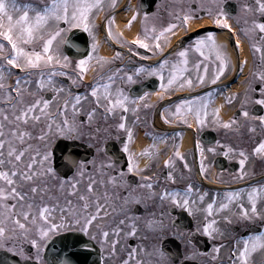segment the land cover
<instances>
[{
	"label": "snow or ice",
	"instance_id": "snow-or-ice-1",
	"mask_svg": "<svg viewBox=\"0 0 264 264\" xmlns=\"http://www.w3.org/2000/svg\"><path fill=\"white\" fill-rule=\"evenodd\" d=\"M117 4L118 0H0V248L19 251L21 257L37 264H77L71 258L75 253H63L52 260H46L42 254L53 235L75 231L88 238L76 241L77 247L87 250L93 243L98 244L114 264H186L188 257L175 250L166 251L161 244L166 228L163 206L167 203L169 208L203 212L195 232L202 231L209 239L222 241L215 243L210 253L192 252L189 256L208 255L211 264H264V226L259 231L230 235L219 226L221 219L229 225L257 218L264 221V183L246 182L223 194L217 191L207 203L208 191L194 186L190 178L182 188L161 185L159 191L154 187L158 177L153 175L141 176L143 183L135 188L128 185L124 178L126 173L139 174L150 167L145 163L141 168L139 158L147 156L150 160H158V144L167 143L170 137L166 133L153 136V143L139 152L130 148L134 131L128 122L129 113L135 116L132 121L135 125L141 121L139 113L154 105L149 92L131 95L123 87L134 83L137 74H146L159 77L156 95L160 100L184 89L208 88L189 99H179L177 95L178 102L167 104L159 115L165 124L188 125L191 120L198 128L206 125L211 117L214 125L225 130L243 135L241 129H246L253 134L251 151L225 145V155L236 153L239 156L238 172L231 179L246 181L253 175L247 167L250 158L264 159V114H250L245 92L238 115L233 113L224 119L221 116L224 105L216 104V97L224 95L225 102L231 104L238 95L219 91L218 82L232 68L227 43L219 40L215 32L208 31L180 46L182 41L176 33L181 29L190 30L200 13L211 17V23L230 30L229 39L237 52L236 66L243 71L248 60L240 58L242 40L236 35L239 32L250 41L253 53H258V64L251 75L264 85V0H242L237 13L239 29L229 22L223 0L201 2L196 8L191 5L176 7L170 12L169 22L158 30L155 25L147 27L149 14L145 12L146 26L134 40H128L123 32L116 30ZM102 11L105 15L98 25L96 17ZM139 15L136 11L126 18V25L131 27ZM73 29H83L92 40V51L76 61L62 50V45L66 44L78 47L66 38ZM100 29L121 48L131 45L127 51L134 52L137 57L141 56L136 50L139 45L149 49L158 59L148 66L141 63L134 71H124L123 64L114 69L106 68L121 59L122 52L98 54L97 32ZM173 38L176 43L172 42ZM193 53L198 54V58L191 61ZM73 64L70 74L68 69ZM90 70L95 74L85 92L72 93L59 82L60 78H67L71 85H78ZM258 91L260 98L256 102L264 105V86ZM82 110L87 119L78 121ZM98 118L115 121L110 127L126 133L127 142L123 146L128 154L126 169L115 168L111 159L97 164L94 158L78 159L68 154L62 163V168L68 171L61 175L49 150L51 141L56 137L77 140L85 134L98 136L101 131H107L98 124L93 127ZM171 139L173 151L163 160V165L172 170L166 172L164 179L176 184L177 158L189 174L192 169L181 151L183 134L173 131ZM196 147L200 152L198 170L206 180L205 149L199 140ZM207 150L215 152L216 147ZM184 179V173L180 172L179 180ZM136 188L145 190L143 196L135 191ZM118 189H123V194ZM153 198L160 201V219L145 220L143 230L146 234L137 244H121L122 240L137 236L141 231L136 218L127 214L128 206ZM171 234L191 244V232L187 239L178 231ZM24 243L35 249L34 256L28 257L20 247ZM224 249L227 250L226 258L221 257Z\"/></svg>",
	"mask_w": 264,
	"mask_h": 264
},
{
	"label": "flooded vegetation",
	"instance_id": "flooded-vegetation-1",
	"mask_svg": "<svg viewBox=\"0 0 264 264\" xmlns=\"http://www.w3.org/2000/svg\"><path fill=\"white\" fill-rule=\"evenodd\" d=\"M201 2L209 3L210 0H118L116 8V25L117 31L123 32V35L128 40H134L138 33H142L145 25L144 13L147 12V27L151 28L153 25L156 26L157 30L165 26L171 19L170 12L176 7L187 8L191 5L192 8H196ZM242 0H223L225 10L229 12V22L234 28L239 29L241 25L237 22V13L239 12V4ZM130 5V7H128ZM139 11L140 15L133 22L131 27L126 25V18L130 17L134 12ZM105 12L102 11L96 17L97 24L99 25L102 21ZM200 18L192 23L191 29L185 32L181 29L176 33L182 41L180 46L187 45L190 40L194 39L195 35H203L208 31L216 33L219 40H223L228 45V52L232 56V68L221 78L218 82L219 91L221 93H236V100L232 101L231 104L225 102L224 95H218L216 97V104H223L221 109V116L224 119H228L233 113L238 115V109L240 101L244 99V94H248V104L246 105L252 115L264 114V105L257 103L256 101L260 98L258 89L261 83L258 80H254L251 73L258 64V53L254 54L251 48L250 41L237 32V36L242 40V51L240 52V58L247 57L248 63L243 66V71L240 70L237 64V52L234 50L233 41L229 39L228 29H224L219 25L211 23V17L200 13ZM66 38L72 42V44L78 47H72L70 44L62 45L64 54L72 57L73 61L80 59L82 56H87L91 49V37L83 29H73L67 33ZM97 39L100 41L98 54L99 55H112L115 51L119 50L122 52V58L113 61L112 64L106 65L107 67L116 68L121 64L124 65V71H134L139 64L143 63L146 66L158 59L157 56L153 55L149 49H143L139 45L136 46V50L141 52V56L137 57L134 52H129L127 49L131 45H124L123 48L116 44L114 41L106 38L103 29L98 30ZM173 43H176V39L173 38ZM96 53H94L95 55ZM198 58V54H190V60L194 61ZM74 64L68 69L72 74V68ZM93 64V68H95ZM93 71L85 76L83 82L78 85H71L67 78H60L59 82L64 83L69 87L72 93L77 91L85 92L87 87L90 85L93 75ZM135 82L131 84L123 85L125 90L131 95H142L144 92L150 93V99L154 105L153 108L148 110H142L139 115L141 121L135 125H132V121L135 116L129 113L128 122L133 127L134 136L130 142V148L133 151L139 152L148 145L153 143V136H160L161 134H167L170 139L167 143H159L158 148L159 159L150 160L147 156L140 157V167L143 168L145 163H149L150 167L144 171L137 173H126L125 180L128 185L135 188L137 184L143 183L140 179L141 176L153 175L154 178L158 177L157 185H154L157 191L160 190L161 185H167L169 188H182L188 181V178L192 180L194 186L201 188V190H207L209 197L206 198L205 203L211 198V196L219 191L223 194L229 188H235L243 186L244 183H264V159L256 156H252L247 165L249 171L253 174L247 178L246 181L232 180L231 177L235 176L239 169V156L236 153H229L225 155V145H232L233 147L241 146L251 151L254 147L255 137L253 134L248 133L246 129H241L243 135L233 133L225 130L222 127L213 124L211 117H209L208 123L203 127H196L195 124L190 120L188 125L184 124H165L161 119L159 113L163 111L167 104H175L179 99H189L193 95H200L207 91L208 88L200 87L197 89H184L179 94H170L165 96L164 100H160L156 92L159 90V77L148 76L146 74H137L134 77ZM241 83V88H235V85ZM217 87V86H210ZM189 93V95H185ZM61 95H66L62 93ZM87 106H85L86 109ZM84 111L78 114L77 120H86ZM243 120V117H240ZM115 121L109 119L108 121L98 118L93 127L98 124L102 129L107 131H101L98 136L89 137L84 135L82 138L77 140H69L65 137H56L51 141L49 150L52 153L53 161L57 167L58 172L63 175L67 172V169L62 168L63 158L65 155L71 154L78 159L87 158L89 160L95 159L96 163L107 162L111 159L114 162L115 168L126 169L127 167V153L123 151L124 143L127 142V136L124 130L110 127ZM173 131L182 133L183 139L180 141L181 151L185 154L189 165L191 166V173L189 174L186 169L183 168V162L178 158L176 159V167L174 174L178 175V182L173 184L170 181L164 179V175L167 171L172 169H166L163 165V160L166 159L173 151V140L171 139ZM259 132V128L257 129ZM151 133L152 135H149ZM199 140L201 146L205 149V164L207 165L206 175L208 179H203L199 173L198 165L200 152L196 147V141ZM220 141L219 144L216 142ZM216 147L215 152H210L207 149L210 147ZM100 148L101 151L97 152L96 149ZM183 172L186 179L179 180V173ZM71 175V172H68ZM120 194H123V189H118ZM135 191L143 196L145 190L136 188ZM200 208L204 207V204L197 205ZM160 201L157 198L142 200L139 203H132L128 206L127 214L136 218L137 223L140 225L141 231L138 232L137 236L127 237L126 240H122L121 244L135 245L141 241V237L145 235L144 222L146 219H160L159 213L161 212ZM165 211L164 224L166 226L161 244L166 251H177L183 256L188 257L187 261H198L200 264H211L210 257L208 255H192V252H204L210 253L212 246L215 243H222L219 238L209 239L202 231L197 233L195 229L199 226V222L203 219V212L189 213L187 209L172 207L169 208L168 204L165 203L163 206ZM227 214V213H224ZM174 218V219H173ZM220 228L225 232L226 235L235 232L238 234H246L248 231H259L264 226V221L256 219L249 222H233L231 225L222 219L219 222ZM178 231L184 233L187 239V234L192 233L191 244H186L184 241L173 236L171 233ZM69 232V231H67ZM65 233V232H62ZM60 234V233H59ZM58 234L52 236L55 238ZM51 238V239H52ZM50 239V240H51ZM49 240V241H50ZM48 241V242H49ZM100 250L101 262L100 264H114L113 261L109 260L104 255V251L100 249L99 245L96 244ZM12 247L11 245L8 246ZM20 247L24 249L28 257L34 256L35 249L27 243L21 244ZM46 248V247H45ZM9 252L14 254L21 260L27 258L21 257L19 251H9L8 248H0V251ZM46 255V249L42 253ZM227 250H222L221 257L226 258ZM259 259V256L257 257ZM31 260V259H27Z\"/></svg>",
	"mask_w": 264,
	"mask_h": 264
},
{
	"label": "water",
	"instance_id": "water-1",
	"mask_svg": "<svg viewBox=\"0 0 264 264\" xmlns=\"http://www.w3.org/2000/svg\"><path fill=\"white\" fill-rule=\"evenodd\" d=\"M87 239L88 238L82 233L75 231L59 234L51 241L47 242L45 259L52 260L63 253H75L71 258L75 260L77 264H100V253L97 245L93 243V246L87 250L77 247L76 241ZM0 264H37V262L27 259L22 261L6 251H0ZM190 264L196 263L192 262Z\"/></svg>",
	"mask_w": 264,
	"mask_h": 264
},
{
	"label": "rangeland",
	"instance_id": "rangeland-1",
	"mask_svg": "<svg viewBox=\"0 0 264 264\" xmlns=\"http://www.w3.org/2000/svg\"><path fill=\"white\" fill-rule=\"evenodd\" d=\"M242 84L238 83L237 85H235V88H241Z\"/></svg>",
	"mask_w": 264,
	"mask_h": 264
}]
</instances>
